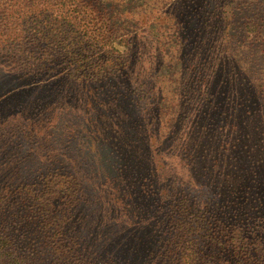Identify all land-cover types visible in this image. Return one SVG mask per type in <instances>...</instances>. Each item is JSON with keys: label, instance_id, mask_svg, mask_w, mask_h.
I'll return each instance as SVG.
<instances>
[{"label": "trees", "instance_id": "1", "mask_svg": "<svg viewBox=\"0 0 264 264\" xmlns=\"http://www.w3.org/2000/svg\"><path fill=\"white\" fill-rule=\"evenodd\" d=\"M149 1L0 0V264H264V0Z\"/></svg>", "mask_w": 264, "mask_h": 264}, {"label": "rangeland", "instance_id": "2", "mask_svg": "<svg viewBox=\"0 0 264 264\" xmlns=\"http://www.w3.org/2000/svg\"><path fill=\"white\" fill-rule=\"evenodd\" d=\"M195 1L197 0H150L149 1L150 4L147 10L145 6L142 4L144 10H141L136 13L138 16L135 19V27H146V26L151 27V25L153 24V19L156 17V15L169 8L172 9V13L174 15H180V13L182 12V8H184L185 5L188 6V4L185 3H190L194 5ZM143 34H141V36H144ZM132 40H137V39H132ZM177 50H179V48H177ZM164 56L165 59H170L171 54L167 52ZM169 70H173V68ZM17 81H18L17 77L11 75L5 68L2 69L0 67V105L2 106V110L10 106L11 100L8 99L14 92L22 91L23 87L22 86L19 87L21 83L19 84ZM17 87L19 88L15 91L14 89ZM18 99L20 98L16 97V100ZM109 109L115 113L114 116L115 121L118 122L123 120L121 116V112L118 111L117 107H109ZM106 120H107L106 123L110 122L109 118H107ZM118 127L119 126L115 124L110 125L109 126V128L111 129L110 131L104 129V131L102 133L99 132L97 136L100 137V141L103 143L101 146V154H102L101 157L103 160V164H98L97 174L99 176H105V178H107L108 176L107 178L108 182L112 176H116L117 172H118L117 175L119 174L118 171L119 168L117 166L118 165L117 162L119 161V156H118L119 150H118V146H116L115 144L116 142L115 137L118 138L119 137L118 132L120 133Z\"/></svg>", "mask_w": 264, "mask_h": 264}]
</instances>
